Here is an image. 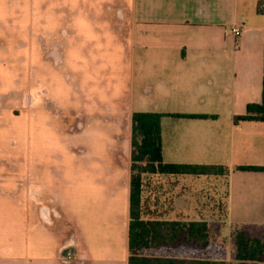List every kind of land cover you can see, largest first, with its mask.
Wrapping results in <instances>:
<instances>
[{"label":"crops","instance_id":"0c3cea01","mask_svg":"<svg viewBox=\"0 0 264 264\" xmlns=\"http://www.w3.org/2000/svg\"><path fill=\"white\" fill-rule=\"evenodd\" d=\"M24 6L33 31L19 25V41L32 40L24 59L51 77L36 88L51 110L36 95L35 117L22 125L17 195L0 196V264H127L133 112L165 114L164 162L228 169L158 176L146 194L170 208L153 217L264 225V171L237 168L264 167V121H234L261 101L264 0ZM175 113L206 117L166 115Z\"/></svg>","mask_w":264,"mask_h":264},{"label":"trees","instance_id":"16d2710c","mask_svg":"<svg viewBox=\"0 0 264 264\" xmlns=\"http://www.w3.org/2000/svg\"><path fill=\"white\" fill-rule=\"evenodd\" d=\"M260 3H258L259 8ZM172 117L205 118V115L166 114ZM163 113L131 114L129 157V227L127 264H245L264 263V225L231 224V260L226 262V249L215 239L207 220L155 218L154 213L169 210L170 204L149 197L150 186L160 185V175H225L221 165L166 163L161 150ZM264 121V53L260 103H250L243 115L234 121ZM239 170L264 171V167L238 166ZM155 176V178H152ZM158 201H160L158 203ZM152 205V207H150ZM165 205V208H164Z\"/></svg>","mask_w":264,"mask_h":264},{"label":"rangeland","instance_id":"374dc122","mask_svg":"<svg viewBox=\"0 0 264 264\" xmlns=\"http://www.w3.org/2000/svg\"><path fill=\"white\" fill-rule=\"evenodd\" d=\"M24 1L26 2V0H0V196L17 195V165L19 163V151L23 143L22 132H24L22 125L25 124V120L29 122V119L35 117L34 101L36 95L45 99V103H47L44 105L45 110H51L48 106L51 103L48 92L36 93L38 78H43L47 84L51 77L46 74L41 75V69H36L33 61L29 59L30 55L26 57L27 60L24 59V50L28 53L35 50L32 40L31 43L25 42L26 44L19 41L21 39L18 35L19 25L24 23L21 30L25 31L26 37H31L30 34L33 31L25 23L28 13L25 11ZM2 68H5V72H1ZM67 78L65 75L58 77L62 82L70 83L69 78ZM44 87L47 88V86ZM12 169L15 170L12 171ZM198 190L199 187L194 189L192 193L197 194ZM192 197L193 195L189 198L192 199ZM194 199L196 198L194 197ZM199 204L192 205L188 202L184 206L188 208L203 206V204ZM187 215L192 217L195 214L188 212ZM209 222L215 239L222 243L226 249V262H234L231 260L232 244L226 221L214 219L209 220ZM245 264L257 263L246 262Z\"/></svg>","mask_w":264,"mask_h":264},{"label":"built area","instance_id":"2783aa9c","mask_svg":"<svg viewBox=\"0 0 264 264\" xmlns=\"http://www.w3.org/2000/svg\"><path fill=\"white\" fill-rule=\"evenodd\" d=\"M241 26L239 25H234L232 27H230V32L235 36L238 37L241 34Z\"/></svg>","mask_w":264,"mask_h":264},{"label":"water","instance_id":"95a60500","mask_svg":"<svg viewBox=\"0 0 264 264\" xmlns=\"http://www.w3.org/2000/svg\"><path fill=\"white\" fill-rule=\"evenodd\" d=\"M70 254H72V251L70 252Z\"/></svg>","mask_w":264,"mask_h":264}]
</instances>
